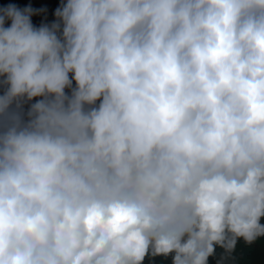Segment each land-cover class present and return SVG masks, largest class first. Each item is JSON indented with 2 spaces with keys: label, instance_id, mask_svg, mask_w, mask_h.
<instances>
[{
  "label": "clouds",
  "instance_id": "9594fccd",
  "mask_svg": "<svg viewBox=\"0 0 264 264\" xmlns=\"http://www.w3.org/2000/svg\"><path fill=\"white\" fill-rule=\"evenodd\" d=\"M44 12L0 8V264H228L264 239V0Z\"/></svg>",
  "mask_w": 264,
  "mask_h": 264
},
{
  "label": "trees",
  "instance_id": "16d2710c",
  "mask_svg": "<svg viewBox=\"0 0 264 264\" xmlns=\"http://www.w3.org/2000/svg\"><path fill=\"white\" fill-rule=\"evenodd\" d=\"M62 2L63 0H0V8L14 4L21 8L31 5L36 10L46 9V12L32 18L34 27H39L42 23L50 24L55 21V11ZM6 26H10V22ZM3 91V85L0 84V95H3ZM220 255L221 250L217 248V254L215 257L209 258V264H218ZM146 264H171V260L165 258L148 259ZM228 264H264V239L258 240L251 246L240 241L233 259L229 260Z\"/></svg>",
  "mask_w": 264,
  "mask_h": 264
}]
</instances>
